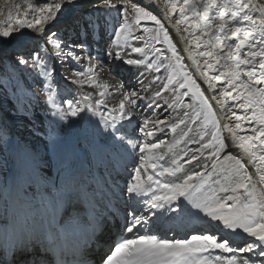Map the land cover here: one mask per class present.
I'll return each mask as SVG.
<instances>
[{
	"label": "snow or ice",
	"instance_id": "6c2138e0",
	"mask_svg": "<svg viewBox=\"0 0 264 264\" xmlns=\"http://www.w3.org/2000/svg\"><path fill=\"white\" fill-rule=\"evenodd\" d=\"M95 3L103 18L85 12L60 27L80 0H33L0 28V45L19 47L14 58H0V92L19 94L20 77L31 76L55 118L48 131H32L40 144L13 139L0 123V142L13 147L15 159L14 180L0 189V264H96L91 254L99 236L118 220L117 238L98 264H264V0H154L187 56L150 6ZM112 11L116 20L109 19ZM143 21L155 25L143 29L146 39L134 34ZM101 33L117 37L106 55L135 66L138 89L109 91L98 79L91 42ZM52 60L74 61L81 70L65 79L99 90L95 104L105 111L98 135L104 152L116 145L128 152L122 168L109 163L101 171L88 157L100 150L95 144H65L64 128L78 122L70 117L83 119L87 109L79 99L57 97ZM161 69L163 78L149 79ZM117 97L109 107L108 98ZM137 114L142 136L133 142L123 129ZM170 221L186 229L184 238L160 234Z\"/></svg>",
	"mask_w": 264,
	"mask_h": 264
},
{
	"label": "bare ground",
	"instance_id": "6f19581e",
	"mask_svg": "<svg viewBox=\"0 0 264 264\" xmlns=\"http://www.w3.org/2000/svg\"><path fill=\"white\" fill-rule=\"evenodd\" d=\"M31 2H33V0H0V28H3L7 25V23L9 22V17H11L12 22L14 23L18 15V12L19 14H22L23 11L27 10V5ZM134 2H138L141 3L142 5L151 7V10L154 12V14H157L158 18H160L162 22L165 23V26L170 29V34L174 37V40L178 42V50L181 51L183 55L187 56V53L183 52V49L185 47L183 43V39L181 38V36L177 34L172 24L169 23L167 19V15L163 10V8L155 7L154 0H134ZM95 5H97L95 3V0H80V7H78L72 12H65V14L61 17L59 26L63 27L68 22L69 17L71 15L79 16L84 14L85 12L88 13L89 8L96 9L97 6ZM17 6H19V10ZM91 11H92L91 13L93 14L95 13L96 10L95 11L91 10ZM23 31L25 34L31 32L30 29H24ZM39 43L42 44L43 41H40ZM134 44H137V46H139L140 44H142V42L135 41ZM27 46L29 48L36 47V42L28 41ZM18 50L19 47L17 41H13V43L8 45H0V57L8 56L10 58H14L15 54H12V52L17 53ZM128 51L130 52V48L128 49ZM106 53L107 52L105 53L103 52L100 55L99 61L93 59L90 62L92 65H97V64L100 65V70L97 73L98 79L102 83H107L110 86H112L109 89V91H113L115 88L121 86L125 90H130L132 88L138 89L139 86L137 84V80L141 79V77H140V73L136 71L135 66H128L121 61L110 60L109 57L106 55ZM132 55L133 57H136L139 54H132ZM186 63L191 64L190 61H186ZM109 65H111V71H109ZM54 66L56 69L55 77H57V75L59 73H62V71L64 70L69 75V77L72 75L73 72L81 70V66L77 65L74 61L64 62V65L62 64L61 66L58 65V63H54ZM68 68L71 69L69 73L67 72ZM140 71L146 72V70L143 67H141ZM153 76H160L161 78H163V71L161 70L159 73L152 72L151 75L149 76V79H151ZM67 82H63V84H60L61 87H63L64 94L68 97L71 96L76 99H79L81 102V107L87 110L82 113L83 119L78 117L79 128L77 130H74V128H72L73 126L64 128L62 135L65 144L67 145L79 144L82 148H86L88 144H95L99 146L100 150H98L96 153H92L89 150L88 157L92 158L94 162L99 163L101 171H104V166L109 163L114 165H119L122 168L123 164L128 163L130 160L128 152H126L125 149L120 147L119 145L110 146L107 152L103 151L105 138L103 136L98 135V131L95 128L94 122H92V119L90 118L92 116L90 112L91 109L89 108V104L87 100L84 99V96L86 94H90L89 100L99 98L98 97L99 90L93 87H89L87 84H85L81 88L77 85L72 84L69 81ZM198 82L202 83V81H198ZM70 84H72L74 87L78 89V93H75L72 89L70 90L71 87ZM203 87L206 88V85H204ZM118 99L119 97H117L116 100L108 98V106L111 107L113 104L117 103ZM184 101L185 103L190 102L187 97L184 98ZM10 103L11 102L9 100L4 99V97L0 96V123L7 126V129L10 130L9 134L13 139L23 138L32 143L40 144L41 136L39 133H37V135L35 136L32 134L33 130L29 125V120L28 118H26V114L12 116V114L10 113L12 111V106ZM39 108L40 109L43 108L42 102L39 103ZM169 111L173 112V116H175L176 110H169ZM144 114H148L146 109H144ZM169 119H172V117H169ZM140 122H141L140 114H137L136 118L133 119L131 123L125 122V127L123 131L124 133H126L128 138L133 140V142H136L137 138L142 136V134L139 132L137 128V125ZM39 125H40L39 130L41 133L46 132L50 129L48 125L47 124L44 125L43 122L42 123L40 122ZM157 135L159 136L160 134L157 133ZM166 136L169 141L172 140L173 138V134L171 133V131H167ZM161 138L164 137L161 136ZM159 151H162L166 155V157L169 156V152L166 147H163ZM233 154L238 155L239 153L234 150ZM14 169H15V159H14L13 147L11 145L4 146L2 142H0V189H2L5 186L6 182L8 184H11L13 182ZM218 170H219V166H218ZM122 175L127 176V173L122 172ZM185 231L186 229L179 222L170 221L163 226V229L161 230L160 234L163 235L166 233L168 238L175 237L177 239H182L185 236L184 235Z\"/></svg>",
	"mask_w": 264,
	"mask_h": 264
},
{
	"label": "rangeland",
	"instance_id": "374dc122",
	"mask_svg": "<svg viewBox=\"0 0 264 264\" xmlns=\"http://www.w3.org/2000/svg\"><path fill=\"white\" fill-rule=\"evenodd\" d=\"M114 2L120 3V0H114ZM95 6L98 7V5H95ZM91 10L95 11L96 9L89 8L88 13H91L92 12ZM103 11H104L103 9L100 13H96V11H95V13H93V14H99L103 18ZM109 19L116 20L117 19V12L112 11L109 14ZM141 24H142L141 28L137 29L134 34H140L146 39L147 33H145L143 31V29L144 28H154L155 25L151 21H143V22H141ZM116 39H117V37L115 36L114 33L111 35V37H109L107 34H103V33H101L99 36H97L95 38V41L91 42V48L93 49V51H92L93 57H95L97 55H99V57H100V55L103 52L104 53L107 52V50L109 49L110 43H112ZM99 42H102V43H99ZM121 42H123V41H121ZM134 42H135L134 40H129L128 44L131 45V44H134ZM112 47L114 48L115 45L112 44ZM155 47L164 49V48H166V45L156 44ZM12 54H16V53L12 52ZM0 58H10V57L3 56ZM152 58H153L152 55L149 56V59H152ZM50 63H53V64L58 63V65H60V66L62 64L64 65V63H61L57 60H52V61H50ZM161 70L163 71V76L166 75L164 70L163 69H161ZM69 71H71L70 68H68L67 72L69 73ZM65 77H69V75L64 70V71H62V73H59L57 75V77H55V83L52 85V87L54 89H56L57 97L61 100L63 98L68 97L64 94L63 87H61V85H60V84H63V82H67V81L70 82V80H66ZM64 79H65V81H64ZM20 80L22 82V89L23 90L19 94L12 95L11 93H8L7 95H5L3 92H0V96L4 97V99H7L11 102L10 104L12 106V111L10 113L12 114V116H18V115H23V114L25 115L26 114V117L29 120V125H30L32 130L40 129V125H39L40 122L41 123L43 122L44 125L47 124L49 128L55 127V124L53 123L55 118L51 115L53 109L51 108V106H49L47 108L44 107V102L46 100V96L41 91V85H40L39 81H34L31 76H21ZM70 86H71L70 90L72 89L75 93H78V89L76 87H74L72 84H70ZM96 99H98V98L91 99V100L88 99L87 102L89 104L90 109L96 108V114L95 115H93L92 111H90L91 115H92L90 118L92 119V122H94V125H95V128L97 129V131H102L103 130L102 126L98 129L97 124H99V119H100L99 113L102 111H105V108L103 106H100L99 108H97L96 104H95ZM40 101L42 102V105H43L42 109L39 108V103H41ZM62 107L64 109L67 108L66 105H62ZM25 108L28 109L27 112L24 111ZM18 109H19V111H18ZM33 110L35 112V118H32V111ZM70 119L78 121V117H70ZM78 123L79 122L72 125L73 126L72 128H74V130H77L79 128ZM8 162H10V161H8Z\"/></svg>",
	"mask_w": 264,
	"mask_h": 264
}]
</instances>
